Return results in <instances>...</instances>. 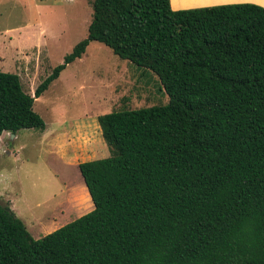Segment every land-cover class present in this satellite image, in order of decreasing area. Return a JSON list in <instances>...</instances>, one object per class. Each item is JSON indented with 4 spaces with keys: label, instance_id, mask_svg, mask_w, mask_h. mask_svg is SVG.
Returning a JSON list of instances; mask_svg holds the SVG:
<instances>
[{
    "label": "trees",
    "instance_id": "16d2710c",
    "mask_svg": "<svg viewBox=\"0 0 264 264\" xmlns=\"http://www.w3.org/2000/svg\"><path fill=\"white\" fill-rule=\"evenodd\" d=\"M87 2L85 37L32 96L0 72V134L43 130L34 99L90 42L167 102L97 117L108 156L77 165L89 212L33 239L0 205V264H264V8Z\"/></svg>",
    "mask_w": 264,
    "mask_h": 264
},
{
    "label": "rangeland",
    "instance_id": "374dc122",
    "mask_svg": "<svg viewBox=\"0 0 264 264\" xmlns=\"http://www.w3.org/2000/svg\"><path fill=\"white\" fill-rule=\"evenodd\" d=\"M194 2L219 0L172 1L174 6ZM90 18L87 0H0V72L17 75L32 96L85 37ZM166 102L152 73L90 42L34 99L43 130L0 134V205L8 206L33 239L89 212L92 204L77 165L108 156L97 117Z\"/></svg>",
    "mask_w": 264,
    "mask_h": 264
},
{
    "label": "crops",
    "instance_id": "0c3cea01",
    "mask_svg": "<svg viewBox=\"0 0 264 264\" xmlns=\"http://www.w3.org/2000/svg\"><path fill=\"white\" fill-rule=\"evenodd\" d=\"M169 2V7L172 11H177V10H186V9H194V8H203V7H211V6H216V5H225V4H241V3H249V4H254L257 5L259 7L264 8V3H258V2H253L250 0H234V1H230V2H224V3H192L190 5H172L170 0H168Z\"/></svg>",
    "mask_w": 264,
    "mask_h": 264
},
{
    "label": "water",
    "instance_id": "95a60500",
    "mask_svg": "<svg viewBox=\"0 0 264 264\" xmlns=\"http://www.w3.org/2000/svg\"><path fill=\"white\" fill-rule=\"evenodd\" d=\"M12 136V135H11Z\"/></svg>",
    "mask_w": 264,
    "mask_h": 264
}]
</instances>
